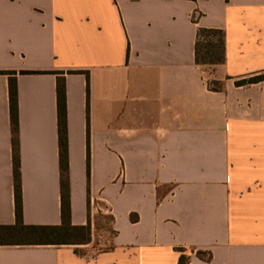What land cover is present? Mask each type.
Listing matches in <instances>:
<instances>
[{
  "label": "crops",
  "instance_id": "0c3cea01",
  "mask_svg": "<svg viewBox=\"0 0 264 264\" xmlns=\"http://www.w3.org/2000/svg\"><path fill=\"white\" fill-rule=\"evenodd\" d=\"M199 28L223 31L224 63L196 65ZM0 71L15 73L23 223L61 224L62 78L70 224L90 230L85 245L0 246V264H264V81L235 86L264 75V0H0Z\"/></svg>",
  "mask_w": 264,
  "mask_h": 264
},
{
  "label": "trees",
  "instance_id": "16d2710c",
  "mask_svg": "<svg viewBox=\"0 0 264 264\" xmlns=\"http://www.w3.org/2000/svg\"><path fill=\"white\" fill-rule=\"evenodd\" d=\"M192 21H195L192 18ZM194 60L199 66H216L224 63V33L216 29L199 28L194 44ZM69 74L80 72H68ZM9 77L8 101L11 126L12 170L14 189L13 225H0V246H34V245H85L90 241L89 226H72L70 224V208L68 200L67 180V134L66 108L63 79L56 83V105L58 116V135L61 169V224L59 226H28L22 220L20 194L19 153H18V118L17 96L14 72H1ZM57 74V73H56ZM86 76V100L88 99V75ZM264 81V75L252 76L235 82L236 87ZM210 91L219 92L223 89L222 82L208 81ZM198 256L201 254L197 253ZM180 262H182L180 260Z\"/></svg>",
  "mask_w": 264,
  "mask_h": 264
},
{
  "label": "rangeland",
  "instance_id": "374dc122",
  "mask_svg": "<svg viewBox=\"0 0 264 264\" xmlns=\"http://www.w3.org/2000/svg\"><path fill=\"white\" fill-rule=\"evenodd\" d=\"M104 224L108 226L109 220L107 218L104 220ZM110 237H111L110 231L104 233L102 240H100L101 242L98 239L97 240L98 242H96V244L94 245V248H93L94 251L97 252V251L106 249L109 245L108 240Z\"/></svg>",
  "mask_w": 264,
  "mask_h": 264
}]
</instances>
